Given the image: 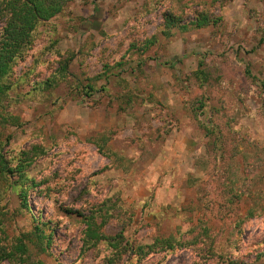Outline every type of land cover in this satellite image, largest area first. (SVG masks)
<instances>
[{"label": "rangeland", "instance_id": "374dc122", "mask_svg": "<svg viewBox=\"0 0 264 264\" xmlns=\"http://www.w3.org/2000/svg\"><path fill=\"white\" fill-rule=\"evenodd\" d=\"M166 15L212 23L168 29ZM37 35L6 80L0 141L47 153L25 171L27 208L16 176L0 175V248L20 239L33 262L110 264L108 239L82 242L92 217L123 245L185 240L151 264H264V0H73ZM198 225L212 253L188 242Z\"/></svg>", "mask_w": 264, "mask_h": 264}, {"label": "trees", "instance_id": "16d2710c", "mask_svg": "<svg viewBox=\"0 0 264 264\" xmlns=\"http://www.w3.org/2000/svg\"><path fill=\"white\" fill-rule=\"evenodd\" d=\"M73 0H0V21L3 24L0 30V124L3 125L2 121L5 119L2 117L1 111L4 108V100L8 97V91L10 85L6 82L9 77L12 68L24 58L27 50H29L35 40L37 39V29L38 26L45 25L52 18L60 14L63 9ZM165 26L168 29L177 28L180 31L188 30L189 28L201 29L209 27L212 21L206 15H200L193 18L188 23H182L179 19H176L173 15H166ZM165 34V32H164ZM167 35V34H165ZM68 60L61 63L58 68V73L60 75H65L67 73V63ZM197 75L198 80L207 81L208 75L203 70H198L194 73ZM200 77V78H199ZM53 82L52 79H46L45 81H39L34 84L32 90H39L46 84L48 87ZM87 90L92 91L91 86H87ZM97 143V142H96ZM4 144L0 141V175L6 177L11 175V173L16 176L15 181L12 183L13 186H21L20 192H18L20 201L22 205L27 208L26 195L27 188L36 187L35 182L32 179H26L25 171H27L33 162L39 157L44 156L47 153L45 147H39L32 145L28 149L19 150L17 152H12L10 155L4 152ZM97 150L99 153L102 152L103 146L97 145ZM15 155V156H14ZM13 157L16 162L10 165ZM264 159H260V163ZM19 184V185H18ZM25 188H24V187ZM23 187V188H22ZM234 200L238 201L240 198L237 196L233 200H229L228 204L234 203ZM116 207L114 203L108 204L107 209L103 212V215L108 214V210L112 207ZM254 210L251 208L248 211L249 218L252 217ZM102 222L97 224L94 218L89 217L86 219L85 230L83 232L84 239L82 242L85 247H91L96 245L101 239L104 241H110L109 246L112 248L113 257L110 258L109 263L112 264L116 260L121 259L123 254L131 253L135 255L134 260H127L125 263L119 264H151L148 261V257L151 254H157L160 252H171L177 248L184 246V241L181 238H176L174 236L155 238L153 242L145 247H134L131 244L123 245L121 239L123 237L121 234H117L114 238H106L101 232ZM198 227V228H197ZM193 228V232L190 233L193 237L188 240L191 246L198 247L197 250L205 249L206 252L212 253L213 249L211 244L208 243L211 237V230L202 225H198ZM237 234H240L238 231ZM40 238L44 235L41 233L36 234ZM47 241V240H46ZM27 253L26 245L20 239L16 240V244H13L12 248L7 250L5 248H0V262L8 261L15 264H43L40 261L33 262L29 259H25L24 255ZM132 255V256H133ZM209 258V257H207ZM146 261V262H145ZM227 261V260H226ZM223 263V262H221ZM160 264V263H158ZM229 264H235L234 262H229Z\"/></svg>", "mask_w": 264, "mask_h": 264}]
</instances>
